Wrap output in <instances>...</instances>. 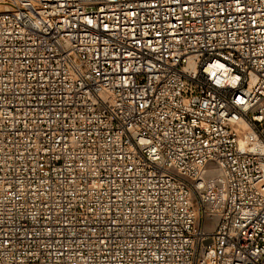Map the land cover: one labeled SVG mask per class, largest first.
<instances>
[{"label":"built area","instance_id":"2783aa9c","mask_svg":"<svg viewBox=\"0 0 264 264\" xmlns=\"http://www.w3.org/2000/svg\"><path fill=\"white\" fill-rule=\"evenodd\" d=\"M0 264H264V0H0Z\"/></svg>","mask_w":264,"mask_h":264}]
</instances>
